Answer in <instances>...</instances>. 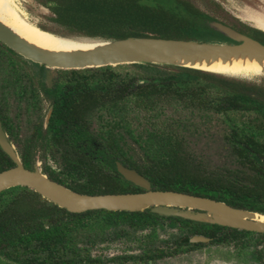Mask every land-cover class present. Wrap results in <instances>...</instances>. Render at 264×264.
<instances>
[{"label":"trees","instance_id":"16d2710c","mask_svg":"<svg viewBox=\"0 0 264 264\" xmlns=\"http://www.w3.org/2000/svg\"><path fill=\"white\" fill-rule=\"evenodd\" d=\"M48 1L56 6L48 7ZM173 1L175 7L158 0H37L51 13V26H37L70 38L192 40L198 24L184 10L251 31L214 0H203L210 14L195 0ZM3 67L14 76L0 83V123L24 168L33 170L38 158L43 174L79 194L143 192L123 178L120 164L154 191L264 214V87L159 64L70 71L39 67L33 72L0 43ZM34 84L53 108L46 128ZM11 89L18 100L12 112ZM168 109L176 115H167ZM13 166L0 149V172ZM197 234L211 241L190 243ZM256 235L264 233L161 216L150 209L71 213L22 186L0 192V264H158L205 246L232 244L237 246L233 255L255 260ZM114 243L125 244V252L94 254Z\"/></svg>","mask_w":264,"mask_h":264},{"label":"water","instance_id":"95a60500","mask_svg":"<svg viewBox=\"0 0 264 264\" xmlns=\"http://www.w3.org/2000/svg\"><path fill=\"white\" fill-rule=\"evenodd\" d=\"M158 1L171 7L176 6L173 0ZM49 5L53 4L49 3ZM181 12L188 16L191 20H195L198 24V31L195 34V39L179 40L153 37H127L122 39L64 37L87 43L103 44L102 47L92 53L68 55L47 53L37 49L33 45L28 44L11 33L0 23V43L16 53L21 60L26 61L31 67H38V69L39 67H44L47 71L84 70L105 66L143 63L194 69L232 78L264 76V73H251L248 75L216 73L171 62L170 60L174 57H188L190 60H193L196 56H204L205 58L209 55L213 56L214 54L223 56L229 51L234 52L239 49L251 51L253 58H257L260 53L264 54V39L255 36L254 32H240L239 30L224 24L218 19L203 16H192L184 10ZM259 19L264 20V17L256 16L251 19L247 18L246 20L254 22L255 28L264 32V29L257 24ZM213 34L216 36L212 37ZM207 36L214 39L208 38ZM143 82L145 81H140V83ZM52 109V106H50L45 114L44 128L48 126ZM0 149L15 164V166L0 172V192L16 186L27 187L41 195L48 202L53 203L60 208H64L71 213H83L92 210L138 212L150 209L153 213L161 216L180 217L195 222L217 224L238 230L264 233V225H260L253 221L242 223L240 219L237 221H231L217 217H214L215 219L213 221H202L189 215H182L180 214L181 212L199 215L212 209L222 208H226L235 213H243L248 210L233 208L224 202L184 193L173 191H154L151 189L150 183L136 171L127 169L120 164L117 165V169L123 178L135 186L143 189V192L106 195H85L76 193L63 185L50 180L45 174H43L42 169L40 168V161H36L33 170L24 168L16 147L9 140L1 123ZM173 201H177L178 204H183V206L177 205L175 207H167V204H170ZM141 202L145 203L146 207L144 209H137L138 204ZM159 207L176 210L179 214L165 213L160 211L158 209ZM188 241L190 243L207 244L211 241V239L205 237L204 235L197 234L191 236ZM149 264H152V262L150 261Z\"/></svg>","mask_w":264,"mask_h":264},{"label":"bare ground","instance_id":"6f19581e","mask_svg":"<svg viewBox=\"0 0 264 264\" xmlns=\"http://www.w3.org/2000/svg\"><path fill=\"white\" fill-rule=\"evenodd\" d=\"M257 22L258 25L264 29V20L259 19ZM0 23L20 39L47 53L68 55H75L78 53L88 54L103 46L102 43H87L75 39H68L40 29L36 24L27 21L25 17L18 12L17 8L14 6V0H0ZM251 53V51L246 49H239L234 52L229 51L223 56H218L217 54L213 56L209 55L207 58L204 56H196L193 60H190L188 57H174L170 61L179 65L216 73L232 75L264 73V54L260 53L257 58H253ZM177 205L183 206V204H178L177 201H173L167 204V207H175ZM145 207V203L141 202L138 204L137 209H144ZM158 209L165 213L179 214L176 210L164 207H159ZM180 214L189 215L202 221H213L215 219L214 217H217L231 221L240 219L242 223L253 221L260 225H264V215L249 211L235 213L226 208H222L212 209L199 215H192L188 212H181Z\"/></svg>","mask_w":264,"mask_h":264},{"label":"rangeland","instance_id":"374dc122","mask_svg":"<svg viewBox=\"0 0 264 264\" xmlns=\"http://www.w3.org/2000/svg\"><path fill=\"white\" fill-rule=\"evenodd\" d=\"M220 2L228 11L234 13V15L238 16L244 21H247L246 20L247 18L251 19L252 17H256V16L264 17V0H220ZM14 6L17 8L18 12L21 13L23 17H25L27 21L34 23L36 25L46 24L47 26H51V23L48 21V17L51 16V13L49 12L48 9L39 5L37 3V0H14ZM247 22L255 24L252 21H247ZM215 36H216L215 34L212 35V37ZM207 37L212 38L210 36ZM19 64L21 63L19 62ZM5 68L7 69V67H3V70L0 69V83H5V82L7 83V81L14 76V71L11 70L10 72L7 73V71H5L6 70ZM31 69L33 72H36L38 70V67L35 68L32 67ZM3 72L5 73V76ZM10 73L11 75H9ZM252 77L254 76L239 77V79H250ZM260 77H264V76H260ZM34 86L36 91L38 92L39 98L42 99L41 110L46 114L48 110V104L43 99V93L39 91L37 84H34ZM8 93L10 94L9 98L11 97V99L9 100V107H10V111L12 112L16 110V104L18 100L12 96L15 94V92L12 89L9 90ZM166 114L171 116L176 115L172 109H168L166 111ZM184 117L186 118V115H184ZM187 120H192V118L187 116ZM211 123L213 124L216 122H211ZM137 134L140 133L137 132ZM141 134H142L141 141H145V137H146L145 133H141ZM36 161H39L38 158ZM259 234H263V233H259ZM253 243L254 245L252 246V250L253 253L255 254V260L252 259L251 256H249L247 260H244V258L242 257L243 254L233 255V252L237 246L236 244H232L228 248L223 246L219 247L217 245L205 246L203 248L191 252L165 258L164 260H160L158 264H264V235H256L253 240ZM227 249L231 253L227 252ZM124 252H125V244L114 243L108 249L101 248L96 250L94 254H100L103 255V257H112L114 255L115 256L120 255Z\"/></svg>","mask_w":264,"mask_h":264},{"label":"flooded vegetation","instance_id":"af4514ba","mask_svg":"<svg viewBox=\"0 0 264 264\" xmlns=\"http://www.w3.org/2000/svg\"><path fill=\"white\" fill-rule=\"evenodd\" d=\"M224 11H226V13L230 14L231 18L237 19L239 20L240 24L247 26L251 31L250 32H254V35L257 36L258 38L264 39V32H262L261 30L255 28L254 24L244 21L242 19H240L238 16L234 15V13H231L230 11H228L223 4L220 2V0H214ZM196 4L199 6L200 9H202L204 12H207L210 14V8L204 3L203 0H195ZM38 3V2H37ZM49 3H52L53 5H49ZM39 4V3H38ZM40 5V4H39ZM42 6V5H41ZM47 6L48 7H55L56 6V2L53 1H48L47 2ZM44 7V6H42ZM46 9H48L47 7H44ZM235 25V24H234ZM236 26V25H235ZM239 79V78H237ZM243 81L249 82L250 84H253L254 86H257L258 88H263L264 87V77H260V76H254L250 79H242ZM255 95V94H254ZM264 100V99H263ZM150 262V261H149Z\"/></svg>","mask_w":264,"mask_h":264}]
</instances>
